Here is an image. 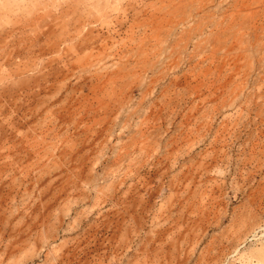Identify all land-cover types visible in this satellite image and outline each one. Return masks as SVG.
I'll return each instance as SVG.
<instances>
[{"label": "rangeland", "instance_id": "obj_1", "mask_svg": "<svg viewBox=\"0 0 264 264\" xmlns=\"http://www.w3.org/2000/svg\"><path fill=\"white\" fill-rule=\"evenodd\" d=\"M0 264H264V0H0Z\"/></svg>", "mask_w": 264, "mask_h": 264}]
</instances>
